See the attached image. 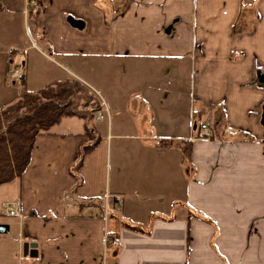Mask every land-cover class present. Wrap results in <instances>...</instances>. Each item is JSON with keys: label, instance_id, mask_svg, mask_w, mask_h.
I'll return each instance as SVG.
<instances>
[{"label": "crops", "instance_id": "1", "mask_svg": "<svg viewBox=\"0 0 264 264\" xmlns=\"http://www.w3.org/2000/svg\"><path fill=\"white\" fill-rule=\"evenodd\" d=\"M263 75L264 0H0V109L70 79L101 101L77 176L68 117L0 185V264H264Z\"/></svg>", "mask_w": 264, "mask_h": 264}, {"label": "trees", "instance_id": "2", "mask_svg": "<svg viewBox=\"0 0 264 264\" xmlns=\"http://www.w3.org/2000/svg\"><path fill=\"white\" fill-rule=\"evenodd\" d=\"M79 91L91 92L77 79L54 82L37 91L24 87L15 102L0 109V185L22 177L31 164L37 137L53 134L52 129L68 117L87 122L83 135L91 141L81 145L76 153L72 172L77 176L85 156L98 144L93 128L88 127L95 121L94 113L72 106L70 99ZM93 94L90 93L86 106L97 101ZM77 182L79 185L80 181Z\"/></svg>", "mask_w": 264, "mask_h": 264}, {"label": "built area", "instance_id": "3", "mask_svg": "<svg viewBox=\"0 0 264 264\" xmlns=\"http://www.w3.org/2000/svg\"><path fill=\"white\" fill-rule=\"evenodd\" d=\"M10 77L12 79L22 80L24 78L23 72H20L19 70H14L11 72ZM100 117H97L99 119ZM200 135L203 137H210L211 131L208 122L201 123L199 127ZM121 198L118 197L117 201H120ZM3 208V214L8 216H18L20 214L19 212V205L17 203H11V202H5L2 205ZM115 239V236L112 234H107L105 237V241L107 243L112 242ZM103 264H113L108 261H104Z\"/></svg>", "mask_w": 264, "mask_h": 264}, {"label": "rangeland", "instance_id": "4", "mask_svg": "<svg viewBox=\"0 0 264 264\" xmlns=\"http://www.w3.org/2000/svg\"><path fill=\"white\" fill-rule=\"evenodd\" d=\"M121 82L126 83V81H121ZM119 83H120V81H119ZM125 86H126V84H125ZM88 89L91 92L79 91L75 95V97H73V99H70V100L72 101V106L74 109L92 114V112H94L95 109H98L101 107V101H100L99 97L96 95V93L90 87H88ZM90 93H94L93 95L96 96L97 101L96 102L92 101V102H90L89 106H86L85 105L86 101H88V99L91 98Z\"/></svg>", "mask_w": 264, "mask_h": 264}, {"label": "water", "instance_id": "5", "mask_svg": "<svg viewBox=\"0 0 264 264\" xmlns=\"http://www.w3.org/2000/svg\"><path fill=\"white\" fill-rule=\"evenodd\" d=\"M260 78H261V81L264 83V75ZM263 123H264V114H263ZM8 232H9V225L0 223V234H6ZM37 247H38L37 243H34V242L24 243V246H23L24 255L25 256L30 255L33 257L37 256L38 255Z\"/></svg>", "mask_w": 264, "mask_h": 264}]
</instances>
